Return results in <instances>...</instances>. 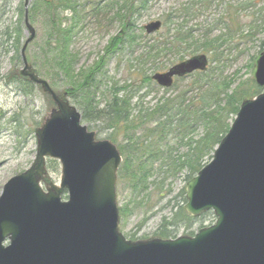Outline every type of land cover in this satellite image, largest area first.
Segmentation results:
<instances>
[{"label": "water", "instance_id": "obj_1", "mask_svg": "<svg viewBox=\"0 0 264 264\" xmlns=\"http://www.w3.org/2000/svg\"><path fill=\"white\" fill-rule=\"evenodd\" d=\"M24 4V40L19 71L54 102L34 130L35 156L28 169L8 179L0 193V264H264V91L241 100L212 158L185 184L184 210L192 217L211 211L213 224L193 236L131 240L119 230L116 203L120 151L98 140L81 122L66 92L56 93L26 57L35 29ZM160 20L144 25L151 34ZM209 60L195 54L152 80L171 87L205 71ZM253 79L264 87V51ZM47 158L61 165L59 185H41ZM67 195L62 199L63 194Z\"/></svg>", "mask_w": 264, "mask_h": 264}, {"label": "rangeland", "instance_id": "obj_2", "mask_svg": "<svg viewBox=\"0 0 264 264\" xmlns=\"http://www.w3.org/2000/svg\"><path fill=\"white\" fill-rule=\"evenodd\" d=\"M19 1L11 0L10 7L0 10V25L8 24L16 19L15 13ZM98 1L100 0H77L82 14L75 20L69 18L71 16L69 13L64 14V17L67 15L68 18L66 22L73 25L69 50L76 56L75 73L88 69L98 60L110 38L122 30L121 23L113 19V11L106 12L105 9L97 13L92 11V7ZM101 1L106 4L112 0ZM193 1L195 0H148L146 8L140 12V15H135L133 18V29L131 28L130 31L137 35L141 31L145 34L144 25L154 20H160L163 23L164 15L172 10L181 9L179 7L183 4L193 3ZM118 2L120 3L121 0ZM208 2V4L194 6L191 15L187 17L186 26L194 30L193 38L196 40L197 49L192 54L184 53L183 58L195 54L207 55L215 77L220 81L230 82L229 91L240 83L253 79L255 61L259 53L264 51V44L261 43L264 42V12L258 11L259 8H264V0H255L254 7L247 4L246 9L242 7L238 10L235 8L239 4L242 5L240 0H208ZM27 4L28 7L36 4V10L33 13V20H29L35 29V37L27 45L26 57L35 71L39 72V76L47 80L51 88L60 94L68 84L62 75L56 74L53 62L54 52H50L44 46L45 33L49 26L48 15L42 13L43 5L39 0H28ZM226 23L228 26L231 25L230 31L225 29ZM165 32L162 24L159 31L145 34L146 36L139 41L140 45L135 44L130 48L120 46L104 59L105 66L97 74L95 87L90 89L91 97L99 108L111 99L113 83L119 88L124 85L132 86L127 91H119L118 94L122 96L128 92L132 95V103L137 97H141L142 106H151L156 98L165 95L164 89L155 81L147 84L136 74V71L131 72L129 69L131 63L135 64L133 59L141 53L142 45L144 43L150 45L155 39L161 40ZM206 33V39L217 40L216 48L213 50L201 47L205 39L203 35ZM22 36L23 41L28 37L25 25H23ZM11 56L10 51L0 57V193L2 186L9 178L29 168L37 145L34 130L43 123L44 117L54 107L53 100L39 85L34 84L33 88L27 89L19 79L15 78L16 75L22 77L19 73L22 61L16 62ZM175 56V54H167L156 60V64L163 66L157 71L164 72L174 65L177 62ZM154 66L153 62L148 63L145 66V73L153 75ZM189 81L190 77L177 81L175 88H169L167 94H175L179 90L186 91ZM25 88L30 92H26ZM68 100L82 114V108L77 106L70 97ZM78 101L81 100L78 99ZM81 122L88 130L95 132L96 139H108L117 149L122 144L118 133L106 128L103 121L87 122L81 119ZM60 172L61 165L56 159H46L45 173L41 180L44 188L51 186V183L59 185ZM147 180L145 188H138L137 192L133 193L127 185L119 184L117 175L118 224L119 230L127 239L139 240L159 236L158 232L163 221L168 228H171L168 222L172 215L177 209L184 208L186 203L182 200L180 193L186 183L181 175L172 177L154 165L149 171ZM66 197L63 195V198ZM121 208H126V211L120 213ZM210 221L207 220L205 225L213 220ZM197 229L198 227L194 226L192 231L196 232ZM189 230L182 223L176 231L177 236L189 235Z\"/></svg>", "mask_w": 264, "mask_h": 264}, {"label": "trees", "instance_id": "obj_3", "mask_svg": "<svg viewBox=\"0 0 264 264\" xmlns=\"http://www.w3.org/2000/svg\"><path fill=\"white\" fill-rule=\"evenodd\" d=\"M39 2L43 5L42 13L48 15L49 26L45 33L44 46L50 52H54L56 74L62 75L68 84L63 92L67 93V98L70 97L82 108L81 119L87 122L103 121L106 128L117 132L121 137L122 144L118 150L123 161L117 169L118 182L127 185L133 193H136L138 188L146 187L149 171L154 165L167 175L172 177L181 175L184 182L189 181L211 159L212 152L237 114L241 100L263 91V88L258 87L251 78L228 91L230 82L216 78L209 64L206 71H196L177 78L170 87L175 88L177 81L190 77L186 91L179 90L175 94H167L169 88H164L165 95L156 98L151 106H142L141 97H137L132 103V95L128 92L120 96L119 91H127L132 86L124 85L119 88L113 83L111 99L99 108L91 97L90 89L95 87L97 74L105 66L106 57L120 46L130 48L135 44L140 45L139 41L147 35L142 31L137 35L130 30L133 29V18L146 8L148 0H121L120 3L118 0H112L106 4L100 0L92 7L94 13L103 9L106 12L113 11V19L121 23L123 33L111 37L99 59L88 69H82L77 73L74 70L76 56L69 50L73 25L66 22L68 18L67 15L64 17V14L69 13L71 15L69 18L75 20L82 14L80 5L77 0H39ZM240 2L242 5L236 6L235 10L242 7L246 9L247 4L253 7L256 5L255 0H240ZM10 3L11 0H0V10L10 7ZM208 3V0H195L193 3L183 4L179 7L181 9L172 10L164 15L162 24L166 32L162 35V39L152 40L150 45L144 43L141 53L133 59L135 64L131 63L129 66L130 71H136L142 80L151 84L152 75L145 73V66L148 63L153 62L155 65L153 70L157 71L163 66L156 64L155 61L167 54H175L179 62L184 60V53H195L197 46L193 38L194 30L186 26L187 17L191 15L194 6ZM18 4L16 19L0 25V57L11 51V58L16 62L21 61L24 25L23 0ZM35 10L36 4L28 7L29 20H33ZM258 11L264 12V8H259ZM230 26L226 23L224 27L230 31L232 29ZM203 36L205 39L201 47L206 50L215 49L217 40L206 39L207 33ZM261 43L264 44L263 41ZM211 60L214 61L212 58ZM37 73L39 75V72ZM15 78L19 79L27 89L34 87V83L26 77L16 75ZM26 92L30 91L26 90ZM78 99L81 101L79 102ZM181 189L182 200L186 201L185 190ZM125 211L126 208L120 209V213ZM207 220L214 221L211 211L204 212L198 217H191L181 207L168 222V226L172 227L168 228L163 221L158 233L160 237L172 239L177 236L176 231L183 223L187 229H190L189 235L193 236L195 232L192 228L194 226L198 229L202 228Z\"/></svg>", "mask_w": 264, "mask_h": 264}, {"label": "flooded vegetation", "instance_id": "obj_4", "mask_svg": "<svg viewBox=\"0 0 264 264\" xmlns=\"http://www.w3.org/2000/svg\"><path fill=\"white\" fill-rule=\"evenodd\" d=\"M119 33H120V34H122L123 32H121V30H119ZM119 33H118V34H116V35H117V36H119Z\"/></svg>", "mask_w": 264, "mask_h": 264}]
</instances>
